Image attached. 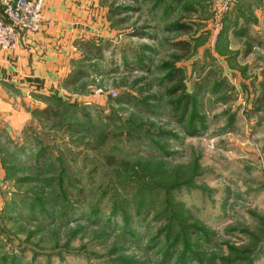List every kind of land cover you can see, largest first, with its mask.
<instances>
[{
    "label": "rangeland",
    "instance_id": "374dc122",
    "mask_svg": "<svg viewBox=\"0 0 264 264\" xmlns=\"http://www.w3.org/2000/svg\"><path fill=\"white\" fill-rule=\"evenodd\" d=\"M211 1L106 0L109 36L72 52L57 96L70 113L16 103L0 264H174L183 245L189 264H264V0L220 23ZM168 230L187 240L166 255Z\"/></svg>",
    "mask_w": 264,
    "mask_h": 264
},
{
    "label": "crops",
    "instance_id": "0c3cea01",
    "mask_svg": "<svg viewBox=\"0 0 264 264\" xmlns=\"http://www.w3.org/2000/svg\"><path fill=\"white\" fill-rule=\"evenodd\" d=\"M106 11V0H45L41 31L21 36L12 53H0V129L2 122L15 120V112L24 117L16 103L63 92L76 70L72 52L109 36Z\"/></svg>",
    "mask_w": 264,
    "mask_h": 264
},
{
    "label": "built area",
    "instance_id": "2783aa9c",
    "mask_svg": "<svg viewBox=\"0 0 264 264\" xmlns=\"http://www.w3.org/2000/svg\"><path fill=\"white\" fill-rule=\"evenodd\" d=\"M236 2L212 0L214 21L220 23ZM44 3L45 0H0V52H13L21 36L41 31Z\"/></svg>",
    "mask_w": 264,
    "mask_h": 264
},
{
    "label": "trees",
    "instance_id": "16d2710c",
    "mask_svg": "<svg viewBox=\"0 0 264 264\" xmlns=\"http://www.w3.org/2000/svg\"><path fill=\"white\" fill-rule=\"evenodd\" d=\"M91 46L92 45H90L89 43L82 44V47L84 48L85 52L86 51L90 52ZM82 75H83V73L81 72V70H79L76 73L75 77H81ZM46 102H48L49 104L50 103H54V105L52 107L49 106L45 110H43L44 114H48V116H52V117H57L59 115H64L65 116V115L70 113V111H71L70 108H72V106L71 107L65 106L66 103L64 101L60 100V98H58L57 96H54V95H51V96L47 97L46 98ZM117 103H118V105H121V104L126 103V102L125 101H118ZM49 104H47V105H49ZM184 111H185V109L183 108V114H184ZM189 127H190V129H194V127L192 125H190ZM148 198H150L149 205H151V202H153V197L151 195H149ZM171 209H174V207L171 208ZM177 216H178V214L175 211L171 210V212H170V210H169V217H172V218L176 217V219H177ZM173 219L175 220V218H173ZM171 224H173V223L170 222V225ZM189 230H188V232H189ZM128 233H129V236H131L132 238H135L134 232L132 230H130ZM169 234H170V236L172 234V232L170 230H168L166 239L164 240V242L161 245V247H163L164 252L166 253V255L167 254L168 255L171 254V249H172V247L174 245H177L176 243L178 242V240L180 241L181 238L184 239V240H187L185 237H182V232H181L177 236L176 240L173 243H170V242H168ZM169 246H170V248H169ZM185 249H189V248H187L185 245H183V250L181 252H179L180 250L178 251L179 253H178V256H177L174 264H189V263H193L194 262L193 260H198L199 259V255L196 252H194L193 250H190V252L187 253L185 251ZM172 251H174V250H172ZM171 259H172V256H171V258L166 259V260L170 261ZM191 259H193V260H191ZM189 260H191V261H189ZM255 260H256V257L254 256V257L250 258V260H246V261L242 260V261H239L236 264H254Z\"/></svg>",
    "mask_w": 264,
    "mask_h": 264
}]
</instances>
